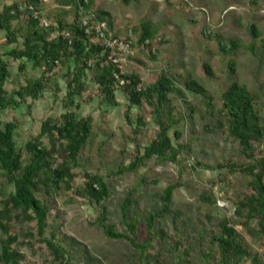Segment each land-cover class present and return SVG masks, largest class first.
I'll return each mask as SVG.
<instances>
[{"label": "trees", "instance_id": "1", "mask_svg": "<svg viewBox=\"0 0 264 264\" xmlns=\"http://www.w3.org/2000/svg\"><path fill=\"white\" fill-rule=\"evenodd\" d=\"M5 1L0 0V34L5 32V43L10 50L2 52L0 48V264H22L26 255L20 246H32V239L36 236L51 251V264H70L67 247L58 238L60 224L56 220L49 221L52 209L57 207V197L68 191L73 192L68 196L71 201L78 197L99 206L100 213L92 223L100 225L107 237L128 240L132 246L141 249L142 255L153 246L155 239L161 238L173 241L174 256L186 264H243L247 261L264 264L261 255L244 243L243 234L237 227L243 225L249 232L259 233L264 238V115L259 109L260 94L246 84L234 81L223 90L218 104L216 98L196 79L188 76L180 81L170 70L163 71L150 84H144L139 74L126 72L123 75L126 83L120 87L114 74L120 71L121 66L108 61L107 50L96 33H87L83 25V18L92 15L98 20H106L114 30L115 19L108 9L95 8L94 0H56L59 7L51 19L52 15L45 14L48 0H12L10 4ZM132 1L122 0L125 4ZM30 6L43 13L36 17ZM70 16L72 20H68ZM44 18L51 21L48 26L43 24ZM132 30L139 35L140 44L146 39L150 40L149 45L153 43L156 30L148 18L132 26ZM249 31L254 38L260 37L256 24H249ZM203 36L217 42L219 55L225 59L227 69L235 75L234 57L242 46L240 40L227 37L209 26L203 29ZM149 45L145 47L149 48ZM149 54L152 59L157 56L153 52ZM5 56L19 63L20 73H26L31 63L41 70V74L35 78L26 76L17 87L9 89L10 80H16L12 78L11 62ZM131 59L143 63L136 56ZM59 66L61 70L66 69L61 76L57 72ZM204 69L209 78L216 77L209 63H204ZM60 79L64 80L65 86ZM118 90L127 100L125 117L133 126L130 139L135 144L136 153L129 162L120 155L118 169L114 172L136 171L153 159L175 162L179 155L193 156L194 140L183 139V131L176 128L187 118L194 122L196 110L189 102L188 91L201 95L204 100L206 108L201 118H212V122L205 125V130H222L240 144V159L232 154L215 166H205L232 175L241 173L249 180L247 191L242 192L235 202L234 214L220 220L218 230L210 235L205 248L201 242L198 261L193 258V244L183 247V236L187 233L186 215L172 206L179 182L155 193L161 206L149 212L145 220L130 217L132 205L137 203L131 191L121 207L128 231H119L110 220L108 206L104 204L110 195V186L104 175L86 167L85 148L96 135L94 116H83L78 110L81 107L80 98L88 91L84 99L86 103L97 99L100 110L103 107H120L122 103L118 100ZM174 93L185 104L183 114H177ZM47 94L60 100L63 112L58 117L49 116L42 120L40 132L20 147L17 140L19 119H4L3 115L23 105L30 113ZM135 109L137 112L133 119L132 111ZM147 113L152 116L158 130L155 138L142 144L139 137L148 125ZM192 134L195 135L194 129ZM44 137H47L48 143L43 140ZM201 165L197 161V166ZM80 175L84 182L75 184V178ZM143 182L151 183L145 177ZM204 198L210 199L208 196ZM167 215L173 218L176 225L183 227L175 239L170 238L160 226V218ZM15 220L18 223L35 222L36 232L18 230L13 223ZM144 221L148 235L140 241L139 228ZM254 221L258 228L253 226ZM161 250L158 258L164 256Z\"/></svg>", "mask_w": 264, "mask_h": 264}, {"label": "rangeland", "instance_id": "2", "mask_svg": "<svg viewBox=\"0 0 264 264\" xmlns=\"http://www.w3.org/2000/svg\"><path fill=\"white\" fill-rule=\"evenodd\" d=\"M94 1L95 8H106L113 14L114 35H126L132 26L139 25L144 18L153 23L156 35L152 46H155L156 50L152 51V47L147 48L137 42L133 53L124 55L123 64L127 73L139 74L144 84L155 82L165 70L173 72L180 81L190 76L204 85L218 104L223 90L238 81L260 94L259 109L264 115V0H134L130 4H125L122 0ZM4 3L10 4L12 0ZM58 7L56 0H48L46 16L52 15L49 18L53 19ZM68 20H72V17ZM251 23L257 25L260 37L254 38L250 33ZM206 26L227 37H237L240 40L242 46L234 57L237 70L235 75L225 66V59L219 55L217 42L204 38L203 29ZM0 38L2 52H8L10 46L5 43V32L0 34ZM134 38L138 41L139 35L134 33ZM149 52L156 53V58L152 59ZM135 56L143 63L131 59ZM5 59L11 62L12 78L16 80H10L7 85L9 89L17 87L26 76H39L31 64L26 68V73H20L17 61L9 56H5ZM206 62L216 73L214 79L205 73ZM36 69L39 71V68ZM64 70H61L60 66L57 68L60 76ZM39 72L41 74V70ZM61 81L65 86L64 80ZM88 92L80 98L81 107L78 110L83 116H94L96 135L85 148L86 167L104 175L110 186V195L104 204L108 206L111 222L119 231H128L121 207L131 191L134 192L132 198L137 203H133L130 217L137 216L145 220L149 212L161 206V201L155 197V193L162 192L169 184L179 182L174 191L172 206L184 211L186 215L187 233L183 236V247L193 244V258L198 261L201 242L205 248L210 235L218 230L220 220L224 216L234 214L235 202L242 192L247 191L246 184L249 180L241 173L232 175L205 166H215L232 154L240 159L239 142L222 130L206 131L205 125L212 122V118H201L206 108L204 100L201 95L188 91L189 102L196 110L194 122L187 118L176 128L183 131V139L194 140L193 156L179 155L175 162H157L153 159L136 171L114 172L118 169L120 155L129 162L134 159L136 153L135 144L130 139L133 126L125 117L127 100L118 90V100L122 105L115 108L103 107V110H100L97 99L89 103L84 101ZM172 96L177 114H183L186 110L185 104L177 94ZM147 111L149 112L148 108ZM62 112L60 100H55L53 95L47 94L45 99L33 106L30 113L27 106L23 105L8 111L3 118L19 119L17 140L22 147L27 139L40 132L42 120L49 116L58 117ZM136 112V109L132 111L133 119ZM146 116L148 125L139 137L142 144L155 138L158 130L152 116L149 113ZM192 129L195 130V135L192 134ZM43 140L48 143L47 137ZM197 161L202 165L198 167ZM75 171L81 173L79 169ZM143 177L151 183L143 182ZM75 182L82 184V176L76 177ZM72 194V191H68L65 195L57 197V207L52 209L49 215L50 222L56 220L60 224L57 228L58 238L67 247L70 264H186L174 256L171 240L155 239L153 246L142 255L141 249L132 246L128 240L107 237L100 225L92 223L100 213L99 206L78 197L71 201L68 196ZM205 196L210 199H205ZM13 223L20 231L31 229L36 232L35 222L18 223L15 220ZM160 226L172 239L183 231L182 225H176L169 215L160 218ZM253 226L258 228L257 222L254 221ZM237 227L243 234L244 243L264 259L263 236L249 232L243 225ZM147 235L144 221L139 228V240H145ZM32 242V246H20L26 255L22 264H51L52 255L46 243L38 236L34 237ZM160 248L164 256L158 258ZM243 264L252 263L247 261Z\"/></svg>", "mask_w": 264, "mask_h": 264}, {"label": "built area", "instance_id": "3", "mask_svg": "<svg viewBox=\"0 0 264 264\" xmlns=\"http://www.w3.org/2000/svg\"><path fill=\"white\" fill-rule=\"evenodd\" d=\"M88 1V0H85ZM33 9L36 17H39L40 14L43 13L42 10H36L33 6H30ZM92 15H87L83 18V25L86 27L87 33H96V37L100 40L103 46L107 50V59L109 62L120 65V71L115 72V78L117 80L118 86L122 87L126 83V79L124 78V74L126 71L124 70V55L132 54L133 47L138 42L134 38V32L132 29H129L126 35H114L108 22L106 20H98L97 18H93ZM51 22L44 18L43 24L48 26ZM56 24V23H54ZM67 36L70 37V33L67 32ZM151 42L149 39H146L142 46L149 45ZM152 47V51L156 50L155 46L149 45Z\"/></svg>", "mask_w": 264, "mask_h": 264}, {"label": "crops", "instance_id": "4", "mask_svg": "<svg viewBox=\"0 0 264 264\" xmlns=\"http://www.w3.org/2000/svg\"><path fill=\"white\" fill-rule=\"evenodd\" d=\"M30 64H31V63H30ZM31 65H32V64H31ZM32 67H34V66L32 65ZM34 69H35L34 71L37 72V76L40 75V72H39L40 69H39V71H38L35 67H34Z\"/></svg>", "mask_w": 264, "mask_h": 264}]
</instances>
